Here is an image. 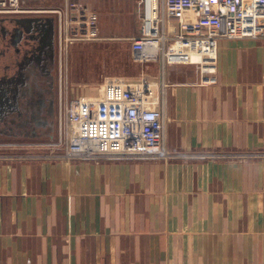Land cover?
Instances as JSON below:
<instances>
[{"label":"crops","instance_id":"obj_1","mask_svg":"<svg viewBox=\"0 0 264 264\" xmlns=\"http://www.w3.org/2000/svg\"><path fill=\"white\" fill-rule=\"evenodd\" d=\"M146 74L171 156L0 154V264H264V39L219 40L214 84Z\"/></svg>","mask_w":264,"mask_h":264},{"label":"built area","instance_id":"obj_2","mask_svg":"<svg viewBox=\"0 0 264 264\" xmlns=\"http://www.w3.org/2000/svg\"><path fill=\"white\" fill-rule=\"evenodd\" d=\"M65 0L75 12L60 28L58 42L94 40L97 15ZM140 14L138 35L131 39V58L143 67L136 80L107 78L98 95L71 99L60 112L59 139L45 144L64 147L51 154L65 161L102 158L168 159L164 118L148 65H191L201 82L216 83L217 44L221 39H264V0H136ZM22 0H0V16L41 14L23 9ZM52 13L58 14L59 11ZM60 19V18H59ZM64 39V40H63Z\"/></svg>","mask_w":264,"mask_h":264},{"label":"rangeland","instance_id":"obj_3","mask_svg":"<svg viewBox=\"0 0 264 264\" xmlns=\"http://www.w3.org/2000/svg\"><path fill=\"white\" fill-rule=\"evenodd\" d=\"M117 1L107 0L106 6H112ZM72 2L96 13L97 26L99 27L96 39L73 41L67 45L58 42V29L60 26L64 29L66 23H69L70 18L75 15L74 11L67 9L64 0H22L21 2L23 9L42 11L41 14L28 16L52 17L54 20V137L52 140H7L1 138L0 154L43 156L50 153L61 154L64 151L62 145L52 148L45 144L50 141H58L60 112L71 99L97 96L101 85L107 78L136 80L142 77L145 69L143 70L141 65H133L130 62L132 59L131 39L138 35L140 27V14L137 5L135 4L133 10L126 16L127 13L106 11L102 8V4L99 7V0H73ZM57 10L60 16L52 13ZM123 16L126 17L123 18ZM103 25L110 28L107 27L108 30L104 31Z\"/></svg>","mask_w":264,"mask_h":264},{"label":"flooded vegetation","instance_id":"obj_4","mask_svg":"<svg viewBox=\"0 0 264 264\" xmlns=\"http://www.w3.org/2000/svg\"><path fill=\"white\" fill-rule=\"evenodd\" d=\"M40 16H5L0 19H19ZM0 65V81L17 84L19 112L18 116H7V124L0 127V139L22 140L39 137L44 133L39 122L47 118L53 124L54 116H48L49 104L54 97L55 60L39 63H27L19 50ZM53 84V89L50 88ZM50 124V125H51ZM5 136V137H4Z\"/></svg>","mask_w":264,"mask_h":264},{"label":"water","instance_id":"obj_5","mask_svg":"<svg viewBox=\"0 0 264 264\" xmlns=\"http://www.w3.org/2000/svg\"><path fill=\"white\" fill-rule=\"evenodd\" d=\"M54 20L52 17H25L19 19H0V65L7 61L16 51L25 54L29 63L54 62ZM53 89V84H50ZM17 84L0 81V127L7 124V116L20 114ZM47 115L54 116V97L49 104ZM47 118L39 122L44 130L39 137L26 139H53V124ZM5 137V136H4ZM24 140V138L22 139Z\"/></svg>","mask_w":264,"mask_h":264}]
</instances>
